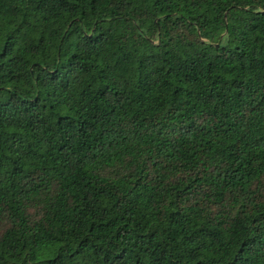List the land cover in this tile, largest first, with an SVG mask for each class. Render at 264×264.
I'll return each mask as SVG.
<instances>
[{"label": "trees", "instance_id": "1", "mask_svg": "<svg viewBox=\"0 0 264 264\" xmlns=\"http://www.w3.org/2000/svg\"><path fill=\"white\" fill-rule=\"evenodd\" d=\"M0 264H264V0H0Z\"/></svg>", "mask_w": 264, "mask_h": 264}]
</instances>
